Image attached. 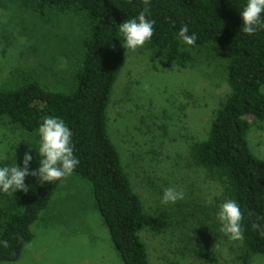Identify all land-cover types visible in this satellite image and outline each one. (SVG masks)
<instances>
[{
  "label": "rangeland",
  "instance_id": "1",
  "mask_svg": "<svg viewBox=\"0 0 264 264\" xmlns=\"http://www.w3.org/2000/svg\"><path fill=\"white\" fill-rule=\"evenodd\" d=\"M34 8L23 0H0V91L31 79L49 90L72 93L78 87L76 68L83 62L86 22L75 13L50 10L42 16ZM192 54L187 67L169 68L163 52L147 43L127 49L106 110L109 136L144 203L140 237L151 264H264V256L246 260L242 240L232 241L220 231L223 186L190 159L191 145L209 138L232 91L229 57L210 47ZM248 120L250 148L264 160V121ZM39 142L36 133L0 117V157H6L0 158V167L14 165L15 157L22 167L31 149L30 170L38 169ZM35 178L28 176L25 183ZM64 180L33 224L34 239L22 260L0 264H124L106 225L88 221V212H99L91 184L77 175ZM170 186L185 198L162 204ZM18 191L0 193V211L18 203ZM161 213L167 215V227L156 233L148 222Z\"/></svg>",
  "mask_w": 264,
  "mask_h": 264
},
{
  "label": "trees",
  "instance_id": "2",
  "mask_svg": "<svg viewBox=\"0 0 264 264\" xmlns=\"http://www.w3.org/2000/svg\"><path fill=\"white\" fill-rule=\"evenodd\" d=\"M42 16L50 10L75 13L86 22L83 32V62L76 68L77 89L72 93L49 90L37 80H27L14 89L0 91V117L38 134L43 119H62L72 132L74 155L79 165L72 174L93 187L96 207L109 230L114 248L124 264H151L141 239L144 203L134 191L121 155L108 133L106 110L114 84L125 64L127 48L119 25L135 18L145 7L143 0H23ZM247 0H150L147 18L155 21L154 34L146 42L163 52L167 67H187L192 50L210 47L227 56L231 94L215 117L210 136L190 147V159L211 179L223 186V197L235 200L244 214L243 255L251 260L264 256V236L252 225L264 226V160L251 150L248 117L264 121V30L253 35L241 31L240 12ZM264 19V16H262ZM188 25L195 45L179 38ZM71 174V175H72ZM61 180L41 183L36 177L18 191V203L0 211V262L18 261L34 239L33 224L46 210ZM160 233L167 215L149 220ZM168 264H180L169 262Z\"/></svg>",
  "mask_w": 264,
  "mask_h": 264
},
{
  "label": "clouds",
  "instance_id": "3",
  "mask_svg": "<svg viewBox=\"0 0 264 264\" xmlns=\"http://www.w3.org/2000/svg\"><path fill=\"white\" fill-rule=\"evenodd\" d=\"M144 9L135 18L126 20L119 25V32L124 37V48L136 50L150 41L154 34L155 21L149 20L150 0H143ZM243 26L241 31L245 34L253 35L260 30H264V0H247L242 12H240ZM179 38L183 43L195 45L197 36L189 33L188 25H184L179 30ZM147 90L149 85L144 84ZM40 136L38 154L40 156L39 168L30 170L33 159L30 154L31 149L25 152L22 160V167L16 163L12 166L0 167V193L13 196L16 191L27 192L29 190L25 183L26 177H37L41 183H51L61 180L71 175L79 165V159L74 155V145L72 144V132L62 119L48 116L38 128ZM6 158V157H0ZM185 193L178 191L175 187H167L163 191L162 204L176 203L183 200ZM221 223L220 231L232 241L243 239L244 231L242 221L244 214L240 205L235 200H226L220 205L218 212ZM253 229L259 230L260 235L264 236V226L254 223ZM4 247H8L7 241H0Z\"/></svg>",
  "mask_w": 264,
  "mask_h": 264
},
{
  "label": "crops",
  "instance_id": "4",
  "mask_svg": "<svg viewBox=\"0 0 264 264\" xmlns=\"http://www.w3.org/2000/svg\"><path fill=\"white\" fill-rule=\"evenodd\" d=\"M72 175H75V174H72ZM78 176V175H77ZM79 178H80V176H79ZM69 179H75V178H69ZM63 181H65V180H63ZM61 182V184H60V186L59 187H61V185H63V183L64 182ZM58 187V188H59ZM89 187V192H90V194H91V192H92V188H91V186H88ZM95 200V199H94ZM98 214V215H97ZM97 214H96V212H88V221H91V222H97V223H101V224H104V221H103V218H102V216H101V214H100V212H97ZM21 259V258H20ZM19 259V260H20ZM18 260V261H19ZM22 260V259H21ZM20 260V261H21ZM18 261H15V262H18ZM12 263V262H11Z\"/></svg>",
  "mask_w": 264,
  "mask_h": 264
}]
</instances>
